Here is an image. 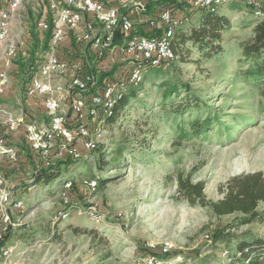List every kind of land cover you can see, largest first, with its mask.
Listing matches in <instances>:
<instances>
[{
    "label": "rangeland",
    "instance_id": "1",
    "mask_svg": "<svg viewBox=\"0 0 264 264\" xmlns=\"http://www.w3.org/2000/svg\"><path fill=\"white\" fill-rule=\"evenodd\" d=\"M7 1L0 0V7ZM29 8L36 13L38 2L25 0L13 16L20 48L26 46L34 22L28 17ZM176 11L190 16L189 23L176 31L190 33L203 21V11L188 4ZM219 13L227 15L230 24L222 33L223 51L217 55L205 56L199 44L188 40L178 46L170 67L146 68L138 84L129 81L131 68L122 50H111L104 57L98 72L111 73L109 79L119 85L117 92L129 95L130 102L113 122L105 123L104 138L95 150L84 149L80 159L53 158L50 167L61 172L56 180L29 189L40 160L21 134L11 138L19 160L11 163L0 157V165L18 184L25 202V210L14 215L20 225L11 240L31 247L36 264H140L146 252L169 255L164 264H230L239 241L264 237L263 221L239 224L235 214L217 216L208 207L190 203L178 188L177 175L183 172L193 181H204L207 197L217 200L223 196L219 185L231 176L264 172V81L248 76L251 63L242 50L257 20L250 7L236 0ZM65 43L60 46L62 57L80 62ZM23 79L15 80L10 73L0 101L16 109L26 107ZM170 89L175 92L166 97ZM28 112L39 121L46 117L31 108ZM194 121L206 123L204 131L195 133ZM84 177L97 179V189L83 186ZM66 179L75 182L71 199L76 208L69 218L57 219ZM91 201L105 214L101 224L86 212ZM229 224H233L226 230L230 240H216L214 232ZM165 241L172 243V250H162ZM226 249L229 254L224 255Z\"/></svg>",
    "mask_w": 264,
    "mask_h": 264
},
{
    "label": "built area",
    "instance_id": "2",
    "mask_svg": "<svg viewBox=\"0 0 264 264\" xmlns=\"http://www.w3.org/2000/svg\"><path fill=\"white\" fill-rule=\"evenodd\" d=\"M231 1L185 0L190 8L209 12H218ZM236 1L250 7L257 21L264 19V0ZM24 2L10 0L7 8H0V94L9 85V69L18 55V33L13 31V16L20 11ZM148 4V0H48V9L54 19L50 48L40 60L36 74L28 83L26 94L28 97H42L49 120L40 122L24 108L18 110L0 101L1 158L11 163L19 160V150L10 144L8 138L16 133L25 137L32 154L40 160L41 168L51 166L55 157L70 155L73 159H80L84 149L91 151L98 147V142L105 134L104 117L111 115L117 99L124 93L117 92L119 85L115 81L98 87L93 74L79 71L76 65L61 57L60 46L68 34L74 32L78 42L90 44L97 55L104 56L114 47L117 33H121L124 36V53L131 66L129 81L138 84L143 80L146 68H167L172 65L177 57L171 45L172 39L176 30L185 27L190 21L189 15L178 13L171 6H163L154 15L148 14ZM135 14L145 16V29L152 34L136 32ZM36 23L41 31L48 28L45 17L39 18ZM66 77L69 78V88L78 94L71 102V117L64 111L54 83L56 79ZM91 89L95 91L86 98L83 93ZM81 183L91 191L98 187V180L92 177L82 178ZM17 185L0 165V264H36L30 256L31 247H25L19 240H11L12 233L20 225L14 220V215L25 210V202ZM74 185L73 179L64 181L61 191L63 206L57 219L69 218L72 208H76L71 199ZM35 186L33 183L28 188ZM98 206L91 201L86 212L94 223L101 224L105 214ZM150 246L154 247L153 244ZM172 248L170 241L162 245L165 252ZM227 254L229 251L226 249L224 255ZM140 264H164V260L150 254L143 257Z\"/></svg>",
    "mask_w": 264,
    "mask_h": 264
},
{
    "label": "trees",
    "instance_id": "3",
    "mask_svg": "<svg viewBox=\"0 0 264 264\" xmlns=\"http://www.w3.org/2000/svg\"><path fill=\"white\" fill-rule=\"evenodd\" d=\"M9 1L10 0H8L6 4L2 5L1 7L7 8ZM186 4L187 3L185 1L179 2L177 0H150L147 13L152 14L156 5L179 8ZM48 8V0H43L42 2H38V9L36 13L30 8L27 10V13L29 14L28 17L34 19L33 26L29 30V38L27 40L26 46L23 48L19 47L18 55L14 60L13 65L9 69V74L11 73L15 80L22 79V76H25V79H23V92L25 94V99L29 103V106L28 108L24 107V110L28 112V109L31 108L40 114L42 113L43 115H46V110L43 105L42 97H28L26 91L28 83L36 74V71L39 68L40 60L43 58L38 56V49L43 51L45 54L50 48L54 19L53 13ZM203 13V21L199 27H193L190 33L176 31L171 43L175 52L178 50V46L185 44L188 40H192L199 44V46L205 50V56L208 57L217 55L223 51L220 41L222 40L223 31H225L230 24L228 16L224 13H219V11H203ZM33 16H35V18ZM41 17H45L48 22V28L43 31L38 29L36 23V21ZM136 32L142 34H152V32L146 31V29L143 27ZM69 38V43L65 41V44H67L66 49L68 50L69 54L71 56L73 55L81 57L80 62H75L74 60L70 62L74 65L80 64V67L82 68L80 69L83 73H91L93 75L96 73L97 75L94 76L97 79L98 87L106 86V84L111 81L109 79L111 73L104 71L98 72V69L101 68L97 67V64L100 63L106 55L99 56L96 53H91L89 49H86V47L91 48L90 44L86 46L85 44L78 42L73 35H71ZM123 38V34L117 33L114 44H122L124 40ZM242 50L245 59L251 63V66L247 68L248 76L254 77V79L258 80L259 82H263L264 19H261L255 23L253 27V35L242 45ZM60 55L62 57L61 51ZM86 63L89 66H87ZM94 91L95 89H91V91L85 93L90 94V92ZM172 92H175V90L170 89L166 94V97ZM2 94L3 93L0 95ZM132 95H135L133 91ZM129 102L130 96L123 94L121 98L117 99L111 115L104 117L105 121L113 122L117 114L120 112V109L124 108ZM181 111L182 109H177L175 112ZM28 113L32 115V112ZM32 117L35 118L33 115ZM47 120H49V118H47ZM205 125L206 123H198L196 121L191 123L193 131L197 134L204 131ZM8 138L11 140L12 136L9 135ZM22 139H25V137L23 136ZM117 153L122 154L121 149H118ZM60 176L61 172L59 170H55L50 166L42 167L39 169L38 174L36 175L34 184L49 183L53 180H56ZM177 181L179 190L190 203L208 207L217 216L235 214L237 215L235 222H239V224H247L256 220L264 222V172L262 170L242 172L231 176L227 181L219 185V192L223 196L217 200L207 197L205 193L206 184L204 181H193L189 176L184 177L183 172L178 173ZM100 182L104 183V180H101ZM75 186L76 185H74V187ZM261 204H263V207H261ZM233 224L225 225V228L222 229H217L214 232V238L216 240H230L231 233L226 230L231 228ZM89 232L93 233L95 231L94 229H90ZM149 254L150 252H146L144 257L148 256ZM167 256L169 255L156 253V257L160 260H164ZM263 257L264 237L243 239L239 241L236 255L233 256V261L230 264H235V262L238 261H241L242 264H264V262L262 263L261 261V258Z\"/></svg>",
    "mask_w": 264,
    "mask_h": 264
},
{
    "label": "crops",
    "instance_id": "4",
    "mask_svg": "<svg viewBox=\"0 0 264 264\" xmlns=\"http://www.w3.org/2000/svg\"><path fill=\"white\" fill-rule=\"evenodd\" d=\"M148 2L150 3V0H148ZM163 6L162 5H156V7H155V9H154V11H153V13L151 14V15H154V14H156V13H158L160 10H161V8H162ZM136 15V14H135ZM144 16V15H143ZM145 17V16H144ZM14 19V18H13ZM136 23H135V29L138 31L140 28H145V25H144V19L143 18H140L138 15L136 16ZM14 22V21H13ZM71 35H73L74 36V32H71V33H69L68 34V36H67V39H66V42L67 43H69V41H70V38L69 37H71ZM116 37H117V35H116ZM123 40V39H122ZM87 46V45H86ZM86 49H89L90 50V52L91 53H95L94 52V50L92 49V48H87L86 47ZM115 51V52H117V51H119V50H122V58L123 59H126L125 61H128V58L125 56V53H124V47H123V43L122 44H115L114 45V47L112 48V49H110V50H108L107 51V53H106V55L110 52V51ZM102 64V61L100 62V63H98L97 64V67L99 68H102L103 66L101 65ZM86 65L87 66H89L87 63H86ZM130 66V65H129ZM76 67H77V69L79 70V71H82L81 69V67H80V64H78V65H76ZM131 67V66H130ZM81 68V69H80ZM67 78V77H66ZM65 78H59V79H56L55 81H54V83L56 84V87H57V91H56V94H57V96L61 99V101H62V103H63V109H64V111L68 114V115H71L72 116V114H71V102L73 101V99L76 97V96H78V94L75 92V91H72L70 88H69V78H67V80H68V85L67 86H65V83L63 82V80H64ZM7 89V88H6ZM6 91V90H5ZM3 103H5V102H3ZM26 103H27V105H26V107L28 108V106H29V103L26 101ZM6 104V103H5ZM24 108V107H23ZM22 107L21 108H17L18 110H22L23 109ZM34 110V109H33ZM36 111V110H35ZM33 116H35V118L38 120H40V117L39 118H37L36 116V114H34L33 112L31 113ZM39 114V113H38ZM70 116V117H71ZM47 118H49L48 116H47V113H46V117L45 118H42L41 120L42 121H40V122H45L46 120H47Z\"/></svg>",
    "mask_w": 264,
    "mask_h": 264
}]
</instances>
